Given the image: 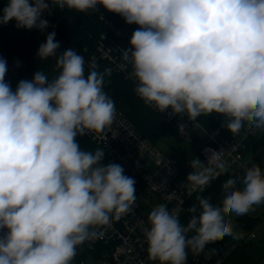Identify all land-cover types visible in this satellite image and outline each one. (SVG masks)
<instances>
[{"label": "trees", "instance_id": "16d2710c", "mask_svg": "<svg viewBox=\"0 0 264 264\" xmlns=\"http://www.w3.org/2000/svg\"><path fill=\"white\" fill-rule=\"evenodd\" d=\"M124 7L115 0H0V57L20 63L18 75L0 85V226L44 264H81L113 247L88 244L63 220L49 187L17 165L28 137L56 123L131 197L144 183L95 143L75 114L108 101L154 145L168 135L181 141L128 76L92 60L103 35L133 32L146 53L142 65L176 83L190 113L219 138L242 131L261 107L264 0H145L130 20ZM245 147L264 176V132ZM239 174L222 171L157 232L170 264H249L250 242L233 247L230 238L238 228L251 232L261 217L240 211L247 176ZM0 262L17 264L2 251Z\"/></svg>", "mask_w": 264, "mask_h": 264}, {"label": "built area", "instance_id": "2783aa9c", "mask_svg": "<svg viewBox=\"0 0 264 264\" xmlns=\"http://www.w3.org/2000/svg\"><path fill=\"white\" fill-rule=\"evenodd\" d=\"M115 1L125 4L127 15L136 16V0ZM116 34L131 33L124 30ZM96 52L99 53L91 56L94 62L102 60L113 64L117 71L139 83L138 91L149 98L153 107L167 119L176 120L175 126L179 127V134L185 142H193L195 135L205 136L200 147L205 168H190L184 172L177 161L164 153L162 141L152 145L110 103L88 107L85 117L80 118L83 129L126 171L142 178L144 190L148 188L156 194L158 203L147 207L143 202L150 201L144 196V190L137 199H132L107 175L91 165L87 157L81 160L72 158L68 150L74 148L73 144L57 127L43 125L36 133V144L35 134L28 137L26 149L16 163L30 170L40 182L55 174L66 179L54 181L50 186L53 200L58 203L56 209L63 220L83 235L86 242L91 239L90 233H99L104 236L101 242L113 245L111 252L103 254V259L90 264H170L171 253L161 250L156 242V234L161 227L151 228L149 220L165 224L177 220L188 200L226 169L245 173L248 186L254 189V193H264L263 176L252 156L244 151L247 136L264 132V95L257 115L250 119L243 133L218 140L190 113L189 99L176 83L158 74L153 65L147 68L142 65L146 53L136 43L124 48L112 41L97 47ZM19 71L20 63L0 58L2 76L13 78ZM35 149L40 150L37 155L40 167L35 164ZM71 173L76 179L68 178ZM0 251L17 264H41L1 226Z\"/></svg>", "mask_w": 264, "mask_h": 264}, {"label": "bare ground", "instance_id": "6f19581e", "mask_svg": "<svg viewBox=\"0 0 264 264\" xmlns=\"http://www.w3.org/2000/svg\"><path fill=\"white\" fill-rule=\"evenodd\" d=\"M137 1V3H138V9L136 10V12H135V15H137L138 14V12H139V10H140V7H141V5H142V3L145 1V0H136ZM121 13L124 15V17L127 19V20H130V19H132V18H134V16H129V15H127V13L126 12H124V11H121ZM101 17H102V19H104V20H106V22L108 23V24H111L112 23V21L111 20H109V19H107L104 15H101ZM125 31H128L129 33H131L129 30H126L125 29ZM112 41H116L117 42V45L120 47H124V48H128V47H130L131 45H133L134 43H136V45H138L140 48H142L138 43H137V40L135 39V37H134V35H133V32L131 33V34H114V33H112L111 35L110 34H106V37L103 35L102 36V41L98 44V47H102L104 44H106V43H110V42H112ZM143 49V48H142ZM97 51V50H96ZM95 51V53H93L92 54V56H96L99 52H96ZM2 56V55H1ZM83 55H80L78 58H80L81 59V57H82ZM1 58V57H0ZM2 59V58H1ZM4 59V58H3ZM125 74V73H124ZM126 75V74H125ZM126 77H127V75H126ZM11 79H13V78H11V77H4V76H2V73L0 72V85H3L5 82H7V81H9V80H11ZM130 80H132L131 78H130ZM133 82H134V84H135V86H137V91H138V85H139V83L137 82V81H135V80H132ZM183 91V90H182ZM184 92V91H183ZM138 93H139V91H138ZM185 93V92H184ZM186 94V93H185ZM186 96L188 97V95L186 94ZM188 99H189V97H188ZM189 102H190V100H189ZM98 103H110V102H108V101H97L96 102V104H98ZM95 104V105H96ZM110 104H112V103H110ZM94 105V106H95ZM113 105V104H112ZM94 106H90V108L91 107H94ZM114 106V105H113ZM75 116H76V118L78 119V122L80 123V125H81V127L83 128V126H82V123H81V120H80V118H84L85 117V112H82V113H76L75 114ZM163 116L167 119V117L163 114ZM125 117V116H124ZM126 118V117H125ZM127 119V118H126ZM128 120V119H127ZM167 120H169L172 124H173V126H174V128H175V130H176V132L178 133V135L180 136V134H179V127L176 125L175 126V124H176V120L173 118V119H167ZM129 121V120H128ZM130 122V121H129ZM131 123V122H130ZM132 124V123H131ZM43 125H45V126H48V127H51V128H55V127H57L58 128V130L62 133V131L59 129V127H58V125L56 124V123H54V122H52V121H49V122H47V123H44ZM42 125V126H43ZM133 125V124H132ZM41 126V127H42ZM135 128V127H134ZM41 129V128H40ZM137 131V130H136ZM0 132H1V128H0ZM40 131H38V132H36V133H39ZM138 132V131H137ZM36 133H34L35 134V144H36V142H37V134ZM139 133V132H138ZM241 133H243V130L242 131H240V132H233V133H230L228 136H227V138L228 137H231L233 134H241ZM140 135H141V133H139ZM33 135V134H32ZM62 135H63V137L66 139V140H70L71 142H72V144H73V147L74 148H71V149H69L68 150V153H69V155L72 157V158H74V159H76V160H81V159H83V157L85 156V154H84V151L81 149V148H79V147H77V146H75V144H74V142L71 140V139H69V138H66L65 136H64V134L62 133ZM142 136V135H141ZM254 136H257V135H249V136H247V139H249L250 137H254ZM90 137V136H89ZM143 137V136H142ZM181 137V136H180ZM91 138V137H90ZM144 138V137H143ZM182 138V137H181ZM92 140H93V138H91ZM144 139H146V138H144ZM183 139V138H182ZM147 141H149L148 139H146ZM184 140V139H183ZM94 141V140H93ZM95 143H97L96 141H94ZM150 142V141H149ZM151 143V142H150ZM98 144V143H97ZM152 145H154L153 143H151ZM99 146H101L104 150H105V152L106 153H108L107 151H106V149L102 146V145H100V144H98ZM63 146H65V147H68V145L67 144H65V143H63ZM76 148V149H75ZM77 149H80V151L79 150H77ZM40 153V150H38V149H35V164L37 165V166H41V162H40V160L38 159V157H37V155ZM109 154V153H108ZM110 156V155H109ZM85 157H87V156H85ZM111 157V156H110ZM88 159H89V157H87ZM112 158V157H111ZM113 159V158H112ZM114 160V159H113ZM89 161H90V159H89ZM116 161V160H115ZM117 162V161H116ZM8 163V162H7ZM118 163V162H117ZM90 164L91 165H93L92 163H91V161H90ZM119 164V163H118ZM120 165V164H119ZM93 166H95V165H93ZM95 167H97V166H95ZM120 167H122L121 165H120ZM98 168V167H97ZM99 169V168H98ZM122 169L126 172V173H128L130 176H133V175H131L128 171H126L123 167H122ZM100 170V169H99ZM101 171V170H100ZM32 173V172H31ZM101 173H103V174H105V175H107L108 176V174H106V173H104V172H102L101 171ZM33 174V173H32ZM34 175V174H33ZM35 177V176H34ZM76 176L74 175V174H70L69 176H68V178L69 179H76L75 178ZM109 177V176H108ZM133 177H137V178H139L143 183H144V181L142 180V178H140L139 176H133ZM36 179V178H35ZM110 179V178H109ZM37 180V179H36ZM60 180H66L64 177H61V176H59L58 174H55L54 176H52L51 178H49L48 180H44L43 182H40V181H38L39 183H41V184H44V185H47L48 187H49V190H50V186H51V184L54 182V181H60ZM111 180V179H110ZM112 181V180H111ZM113 182V181H112ZM114 183V182H113ZM115 184V183H114ZM116 185V184H115ZM117 186V185H116ZM118 187V186H117ZM119 188V187H118ZM144 188H145V183H144V186L143 187H140V188H138L137 190H136V194L133 196V197H131L128 193H127V191H125L127 194H128V196L130 197V198H132V199H137L141 194H142V192H143V190H144ZM121 189V188H120ZM123 190V189H122ZM189 201V200H188ZM58 204V203H57ZM187 204V203H186ZM185 209H186V205H185V208H184V211H183V213L185 212ZM182 213V214H183ZM181 214V215H182ZM61 215V214H60ZM62 216V215H61ZM149 222V226L151 227V228H155V227H161L160 229H162L164 226H166L167 224H165V222H158V221H156L155 219H151V220H149L148 221ZM160 229H158V231L160 230ZM157 231V232H158ZM90 235H91V239L87 242L88 244H90L93 240H98L99 242H101V241H103L104 240V236L102 235V234H99V233H90ZM17 241V240H16ZM18 242V241H17ZM19 243V242H18ZM102 243H104V242H102ZM20 244V243H19ZM107 244V243H106ZM108 244H111V243H108ZM24 247V246H23ZM112 247H113V245H112ZM25 249H27L26 247H24ZM28 250V249H27ZM32 253V252H31ZM5 254V253H4ZM33 254V253H32ZM34 255V254H33ZM36 256V255H35ZM37 257V256H36ZM37 259L39 260V258L37 257ZM101 259H103V256L101 257V258H99V259H97V260H91V259H88V260H86V261H82L81 262V264H90V263H97L99 260H101ZM40 261V260H39ZM16 262V261H15ZM41 262V261H40ZM1 263V262H0ZM2 264V263H1ZM41 264H44L43 262H41Z\"/></svg>", "mask_w": 264, "mask_h": 264}, {"label": "crops", "instance_id": "0c3cea01", "mask_svg": "<svg viewBox=\"0 0 264 264\" xmlns=\"http://www.w3.org/2000/svg\"><path fill=\"white\" fill-rule=\"evenodd\" d=\"M218 140H222L223 138H219L215 136ZM205 136L202 135L200 137H195L193 143H195L194 147L198 150L200 145L204 142ZM199 144V145H198ZM194 148V149H195ZM193 168L195 170H202L205 168L203 161L199 160H192V162L188 163L182 170L186 172L188 169ZM240 180L241 177H245L244 174L240 173ZM246 191L247 195L242 196L241 198V208L240 211L252 216V217H261V220L256 225V227L250 232L244 231L242 228H238L234 234L230 238V242L234 247L236 244L240 243L241 241H248L250 242V262L249 264H264V193L255 195L254 190L248 187L246 182ZM252 235L254 238H252Z\"/></svg>", "mask_w": 264, "mask_h": 264}, {"label": "rangeland", "instance_id": "374dc122", "mask_svg": "<svg viewBox=\"0 0 264 264\" xmlns=\"http://www.w3.org/2000/svg\"><path fill=\"white\" fill-rule=\"evenodd\" d=\"M194 145L195 143L185 142L182 138L181 141H177L174 136L168 135L163 139L161 148L167 156L177 161L180 168L183 169L187 165V162L190 163L194 159H201L199 149L197 150ZM143 194L150 201L143 202L147 207L158 203V196L150 191V189L146 188ZM90 259L97 260L93 258Z\"/></svg>", "mask_w": 264, "mask_h": 264}]
</instances>
